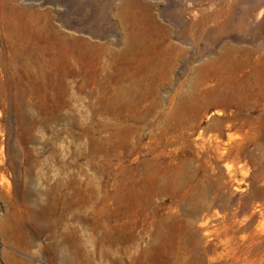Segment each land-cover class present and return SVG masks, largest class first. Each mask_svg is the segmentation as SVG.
Returning <instances> with one entry per match:
<instances>
[{"label":"rangeland","instance_id":"374dc122","mask_svg":"<svg viewBox=\"0 0 264 264\" xmlns=\"http://www.w3.org/2000/svg\"><path fill=\"white\" fill-rule=\"evenodd\" d=\"M123 1L0 0L4 55L12 5L93 54L0 66V264H219L202 214L264 194V0H143L137 48Z\"/></svg>","mask_w":264,"mask_h":264},{"label":"bare ground","instance_id":"6f19581e","mask_svg":"<svg viewBox=\"0 0 264 264\" xmlns=\"http://www.w3.org/2000/svg\"><path fill=\"white\" fill-rule=\"evenodd\" d=\"M12 9L17 11V16L14 14L13 18V20H17V31L22 28L28 34L23 37L17 35L16 39L13 26L9 29L7 42L10 46V54L4 55L0 52V66L18 63V58L23 50L26 52L29 65H33L35 56L42 59L49 67L59 63L79 67L82 59L86 57L90 62L93 61V54L86 50L80 53L76 46L67 43L63 33L53 22L42 26L32 17L22 14L24 9L15 5H12ZM126 9L130 14L132 36L137 43L135 48L141 41L148 39L163 41L170 35L166 25L157 19L152 3L143 0H124L120 5V11ZM262 48L264 49V46ZM100 56L101 53L98 51L95 58L99 59ZM257 61L258 59L254 62ZM66 73L65 70L61 77L64 84L67 83ZM233 153L237 159L240 158L238 143L234 144ZM236 181L235 188L242 190L243 178L236 179ZM237 201L238 207L234 212L231 215L223 216V224L220 229H217V224L213 222L220 217L217 212L208 209L206 213L202 214V234L207 236L208 233L217 231L216 242L206 243L204 250H208L210 256L219 264H264V194L261 197L251 196L246 200L239 197ZM218 243L222 244L220 250Z\"/></svg>","mask_w":264,"mask_h":264}]
</instances>
